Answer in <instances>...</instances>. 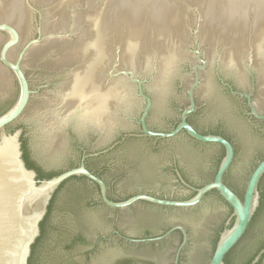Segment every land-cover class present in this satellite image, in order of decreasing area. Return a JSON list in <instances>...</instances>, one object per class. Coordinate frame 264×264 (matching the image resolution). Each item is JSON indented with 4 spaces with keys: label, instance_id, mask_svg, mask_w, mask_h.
Segmentation results:
<instances>
[{
    "label": "water",
    "instance_id": "95a60500",
    "mask_svg": "<svg viewBox=\"0 0 264 264\" xmlns=\"http://www.w3.org/2000/svg\"><path fill=\"white\" fill-rule=\"evenodd\" d=\"M263 113L264 0H0V264L53 196L34 264H224L264 226Z\"/></svg>",
    "mask_w": 264,
    "mask_h": 264
},
{
    "label": "trees",
    "instance_id": "16d2710c",
    "mask_svg": "<svg viewBox=\"0 0 264 264\" xmlns=\"http://www.w3.org/2000/svg\"><path fill=\"white\" fill-rule=\"evenodd\" d=\"M177 124V122L171 127L173 128L175 125ZM171 128L167 129V130H170ZM213 134H220V133H213ZM201 143V142H199ZM208 144V143H207ZM215 145H218L221 147L222 149V155L216 160V164H215V168H214V173L216 171V168L221 160V158L223 157L224 155V148L223 146L219 145V144H215ZM22 149H23V158L26 162V165L30 168H34L37 172V176L38 178H49L53 175H56L57 173L67 169V168H70V167H73V166H76L78 165V163L76 164H72L64 169H61L59 171H56V172H53V173H49V174H44L42 172L39 171V169L36 167V165H34L32 162H30L28 156H27V152H26V149L24 147V144L22 145ZM264 175V174H263ZM84 177V176H83ZM263 177V176H262ZM261 181V180H260ZM64 183V182H63ZM62 183V184H63ZM260 183V182H259ZM204 184V183H203ZM201 184V185H203ZM199 185V186H201ZM198 186V187H199ZM258 188H259V185H258ZM53 198L54 196L52 197V200L48 206V211L44 217V219L40 222V235L38 236V238L36 239V241L34 242V244L32 245L31 247V255L29 257V260H28V264H34V261H35V255H36V247H37V243L39 240H41V238L43 237V235L45 234V222L47 220V217L49 215V212H50V208H51V204H52V201H53ZM264 207V198L260 197V202H259V205L255 211V213L253 214L252 218H251V221L249 223V226L246 230V232L251 228V226H253V224H255L259 214H260V211L262 210V208ZM230 226V225H229ZM264 227L263 225L259 224V227L257 228L258 229V234L257 236L253 239V241L249 244H247L241 251H240V254L238 255H234V252H235V249L236 247L239 245V243L241 242L242 238L238 241V243L233 246L228 252L227 254L225 255L224 257V264H249L254 258L255 256L258 254V252L264 247ZM245 232V233H246ZM156 234L158 233H153L152 231H145L141 236H137L139 238H145V237H153L155 236ZM264 259V252L261 254V256L259 257V259L254 263V264H261L262 261ZM150 264H155V263H150Z\"/></svg>",
    "mask_w": 264,
    "mask_h": 264
},
{
    "label": "flooded vegetation",
    "instance_id": "af4514ba",
    "mask_svg": "<svg viewBox=\"0 0 264 264\" xmlns=\"http://www.w3.org/2000/svg\"><path fill=\"white\" fill-rule=\"evenodd\" d=\"M231 84V83H230ZM232 85V84H231ZM232 87H233V85H232ZM254 87H255V83H254ZM235 90H237V91H242V90H240V89H237V88H235V87H233ZM250 91V90H249ZM249 91H242V92H247V93H249ZM238 96V95H237ZM244 99H245V102H246V98L244 97ZM246 105H247V102H246ZM247 108H248V106H247ZM247 113L249 114V108H248V110H247ZM260 113H262V112H260ZM264 114V113H263ZM190 115V114H189ZM249 116L250 117H253L252 115H250L249 114ZM189 117V116H188ZM253 118H255V117H253ZM188 119V118H187ZM255 119H258V118H255ZM259 120H263L264 121V119H259ZM188 121L190 122V120L188 119ZM178 122V121H177ZM191 123V122H190ZM192 124V123H191ZM193 125V124H192ZM195 128H196V130H198L199 132H201V133H205V134H207L206 132H203V131H201L200 129H198L195 125H193ZM220 135H222V134H220ZM223 136V135H222ZM225 137V136H224ZM225 138H227V137H225ZM232 144H233V142L231 141V139H229V138H227ZM205 144H207V143H205ZM208 144H211V143H208ZM22 145H23V143H22ZM215 145V144H214ZM233 146H234V144H233ZM234 151H235V146H234ZM236 152V151H235ZM234 158H235V156H234ZM234 160V159H233ZM231 166V165H230ZM229 169V168H228ZM181 176H182V178L186 181V178H185V176L184 175H182L181 174ZM263 176V175H262ZM213 177V176H212ZM178 178V177H177ZM262 178V177H261ZM261 178H260V180H261ZM212 179V178H211ZM210 179V180H211ZM209 180V181H210ZM225 181V180H224ZM105 182V181H104ZM260 182V181H259ZM226 183V182H225ZM227 184V183H226ZM97 185V184H96ZM228 185V184H227ZM259 185V184H258ZM98 186V185H97ZM229 186V185H228ZM195 187V186H194ZM230 187V186H229ZM230 188H232V187H230ZM233 189V188H232ZM234 190V189H233ZM240 197L242 196V194H240V193H238L236 190H234ZM136 193H140V192H136ZM136 193H134V194H136ZM108 194V193H107ZM149 194V193H148ZM133 195V194H132ZM152 195H154V194H152ZM155 196H157V195H155ZM157 197H160V196H157ZM164 198H166V197H164ZM171 226H166V227H164L163 228V230L160 232V233H158V234H161V233H163L164 231H166L167 229H169ZM117 230V229H116ZM119 231V230H118ZM119 233H121V231H119ZM121 234H123V233H121ZM158 234H156V235H158ZM115 235H117V234H115ZM123 235H125V234H123ZM155 235V236H156ZM118 236V235H117ZM127 236V235H126ZM119 237V236H118ZM181 237H182V235H181ZM119 238H121V237H119ZM122 240H124L123 238H121ZM101 240H103V239H101ZM181 241H182V238H181ZM153 242V241H152ZM261 264H264V259H263V261H262V263Z\"/></svg>",
    "mask_w": 264,
    "mask_h": 264
}]
</instances>
